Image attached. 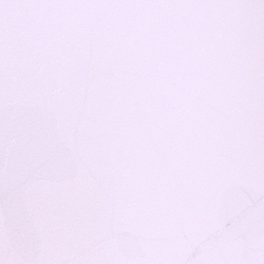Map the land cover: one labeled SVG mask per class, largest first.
<instances>
[{"label": "water", "instance_id": "obj_1", "mask_svg": "<svg viewBox=\"0 0 264 264\" xmlns=\"http://www.w3.org/2000/svg\"><path fill=\"white\" fill-rule=\"evenodd\" d=\"M0 264H264V0H0Z\"/></svg>", "mask_w": 264, "mask_h": 264}]
</instances>
